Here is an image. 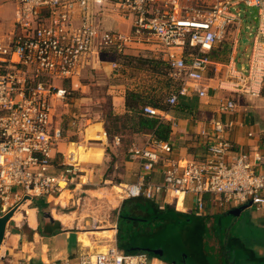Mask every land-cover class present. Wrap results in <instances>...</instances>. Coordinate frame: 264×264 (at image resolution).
Here are the masks:
<instances>
[{
  "label": "built area",
  "instance_id": "built-area-1",
  "mask_svg": "<svg viewBox=\"0 0 264 264\" xmlns=\"http://www.w3.org/2000/svg\"><path fill=\"white\" fill-rule=\"evenodd\" d=\"M4 2L17 7L11 37L0 40V217L13 212L8 226L16 222L14 215L23 204L59 197L74 182L75 165L66 163L60 171L54 165L63 138L62 130L54 126L56 103L71 94L58 83L78 76L100 53L118 57L149 53L161 59L175 84L166 99L170 108L183 97L209 98L210 69L221 77L219 89L237 95L220 98L210 128L197 133L203 156L174 157L173 144L153 132L132 144L128 156L140 170L133 182L121 186L117 194L121 202L145 200L160 211L191 212L201 218L208 214V204L213 212L245 205L264 210V154L253 156L235 146L228 137L235 122L222 118L237 110L241 95L262 94L264 0H0ZM241 5L257 9L256 28H250L246 37L251 43L248 63L237 58ZM108 6L130 22L129 31L104 26ZM234 28L230 60L220 62L215 53ZM141 110L160 121H166L170 112L152 105ZM156 172L161 181L152 179ZM108 211L90 217L92 224L86 229H115L111 238L104 239L105 251H82L75 259L41 263L25 259L20 264H172L120 248L117 222L112 208ZM0 264H11L9 256L0 253Z\"/></svg>",
  "mask_w": 264,
  "mask_h": 264
},
{
  "label": "rangeland",
  "instance_id": "rangeland-1",
  "mask_svg": "<svg viewBox=\"0 0 264 264\" xmlns=\"http://www.w3.org/2000/svg\"><path fill=\"white\" fill-rule=\"evenodd\" d=\"M240 7L242 40L238 44L237 58L241 63H248L251 43L244 40L247 39L250 28H256V23L251 18L252 10L244 5ZM16 9L14 3H0V40L11 37ZM103 21L110 29L123 31L130 29V26L114 11L104 17ZM235 32L236 29H232L229 38L222 44L221 50L215 54L218 61L229 62ZM160 60L149 53L133 52L128 58L100 53L87 61V66L81 69L78 76L79 81L64 83L71 94L66 101L56 106L55 122L61 124L65 137H68L67 141L82 143L79 138L68 133L71 130L69 123L74 117L78 120H90V123L103 122L105 127L109 128V143L105 146L107 160L105 159L99 180L95 181L96 190L112 189L121 181L119 172L116 173L119 169L113 166L119 165L125 158L127 149L133 142H130L132 131L125 117L119 120L113 118L108 120L107 116L110 112L120 116L127 113V109L125 114H117L115 111L123 103L124 96L126 100L127 91L141 93L144 103L139 109H142L145 104L156 102L176 116L184 114L182 109L183 103L186 102L184 99L180 98L179 104L172 108L166 104L170 89L175 87V84L167 75V65L164 62L156 64ZM113 62H116L119 68L115 69ZM207 76L210 78L214 75L209 73ZM117 137L121 139V142L115 147L113 141ZM55 166H58L57 163ZM113 195L114 198L116 197L115 200L120 201L117 194ZM41 200L42 198L37 199V202ZM103 200L109 202V196L106 195V199ZM109 204L105 207L113 210L111 214L113 219L117 220V240L120 248L124 250L133 246L161 249L163 257L160 259L172 264H264V228L252 227L246 220V215H243L241 221L235 224L233 219L236 216L227 215L226 219L229 220H225L224 230L220 231L218 225L215 227L205 217L186 219L173 213L172 210L160 211L154 203L145 200H127L119 214L115 212L116 208H113L111 202ZM101 205L102 201L96 205L97 207L81 205L76 208L75 212L80 213L78 217L81 218L84 230L92 224L90 217H101L100 213L103 211ZM216 215L213 218H220L218 214ZM25 217L26 213L20 221L21 227L14 223L9 224L8 227L9 232L15 237L9 236L7 243L3 244L2 252L6 248H12L13 251L10 253L13 255L9 256L12 260L14 256L18 257L21 254L24 257L31 253L30 243L34 242L33 233ZM39 218H44V212L39 214ZM77 230L79 231L78 228ZM14 238L16 242H13ZM45 241H49L48 237ZM95 242L93 249L105 245L101 238H96ZM13 243L16 245L14 246ZM56 244L58 248L65 246L64 236H58Z\"/></svg>",
  "mask_w": 264,
  "mask_h": 264
},
{
  "label": "crops",
  "instance_id": "crops-1",
  "mask_svg": "<svg viewBox=\"0 0 264 264\" xmlns=\"http://www.w3.org/2000/svg\"><path fill=\"white\" fill-rule=\"evenodd\" d=\"M112 12L113 10L111 6H108L104 11L105 17L107 15L109 16ZM124 22L128 25L130 23L129 21ZM104 26L109 28L106 22H104ZM222 47L223 46L221 45L219 50H221ZM209 73L214 75L208 78V81L206 82L209 91V98L199 99L197 96L183 97L181 99H184V101H186L185 103L197 101L195 109H185L183 112L184 114L180 116H176L171 112L167 114L168 117H166V121L171 123L169 141L174 146V157L186 158L190 156H203L205 149L198 141L196 137L197 133L202 129L210 128L209 121L211 117L215 115L214 113L217 108V102L220 98H232L237 96L228 90L219 89L220 75L212 69L209 70L208 74ZM78 76L74 77L72 80H65L58 84L65 87V82L74 83L75 81H79ZM123 100V103L119 105L118 109H115L117 114H125L126 112L125 96L123 97ZM58 104L62 103L57 102L56 106ZM222 118L232 119L235 122L233 130L228 136L235 146L243 151L251 152L253 156L256 155V153L264 154V88L261 96L258 98H248L241 95L238 99L237 110L234 113L223 115ZM89 121L90 120L87 119L78 120L75 117L71 119V122L69 123L71 130H69L68 133L72 134L75 138H79L82 143L69 142L67 141L68 137H65L64 135L61 124L55 122L54 113V126L59 127L62 130L63 136L56 149L54 165L57 163L58 166H55V169L56 171H60L63 169L64 164L68 163L75 165L77 174L76 177H74V182L70 183L63 191V193L67 194L66 196H62V193L59 197L36 198L23 204L21 209L15 213L14 220H16V222H14V225L19 227H21L20 221L22 217L24 218V213H26L25 220L27 221L29 229L33 233L34 242L30 243L32 248L29 256L26 255L22 257L20 254L18 257L14 256L15 258L13 260L9 257L11 264H20V261L25 259H33L34 262L38 263L64 260L68 258L75 259L80 252L89 251V248H91L90 251H99V249H93V244L96 243V238H101V241H104V239L109 238L102 237L103 234L112 232V235H110L111 238L116 232L115 229H110L112 227H104L100 230L93 231L83 230V223L80 221L81 218L78 217L80 213H78V211L75 212L76 208L81 205L96 206L102 201V213L104 212L106 214L109 213V207L107 208L105 206L111 202L113 208H116L115 212L117 211L119 214V211L125 207L126 201L121 202L115 200L116 197L114 198L113 194H119L122 185L133 182L136 179L140 167L137 162L130 160L127 149L125 158L119 163L120 168L118 164L113 166L117 170L119 169L116 173L119 172V178L121 179L119 182L120 186L115 185L112 189L100 188L99 190H96L95 186L97 184L95 181L99 180L105 159L107 160L105 146L109 143V135L103 122L90 123ZM174 123L176 124V127H173ZM130 135V142L133 141L132 144H134L141 143L144 140L146 133L131 132ZM113 144L115 147L120 145V143H117L116 139L113 141ZM152 179L157 182L161 181L162 175L159 172H156ZM98 193L103 194L99 195ZM106 195L109 196V202L103 200L106 199ZM41 198L42 200L37 202V199ZM208 208L209 211L208 214L205 215V218L208 219L209 223L214 224L215 227L218 225L219 230L223 231L225 220H229L226 219V216L229 215V211H231L232 208L221 212H213V210L210 209V204H208ZM193 209L194 206L189 208V210ZM41 212H44V218H39ZM185 214L195 216L191 212ZM216 214H218L220 218H213L217 216ZM243 215L247 216L245 218L250 222L252 227L264 228V210H259L255 206H249L239 215H236V218L233 219L234 224L240 222ZM10 235L15 237V235L9 232L6 234L4 243H7V239ZM60 235L64 236L66 240L65 246L62 248H58L56 244V238ZM46 237L49 239L48 242L45 241ZM91 239L92 245L89 246L86 241ZM14 240L15 238L13 239V242H16ZM13 245L15 246L16 244L13 243ZM38 245L40 246L38 247ZM103 246H106V242ZM10 251H13V249L6 248L4 254L8 256L13 255ZM0 253H2V248Z\"/></svg>",
  "mask_w": 264,
  "mask_h": 264
},
{
  "label": "trees",
  "instance_id": "trees-1",
  "mask_svg": "<svg viewBox=\"0 0 264 264\" xmlns=\"http://www.w3.org/2000/svg\"><path fill=\"white\" fill-rule=\"evenodd\" d=\"M124 57H129V55L124 56ZM160 60V59H159ZM163 61L160 60L156 64L162 63ZM143 97L140 92L138 91H127L126 95V109L127 113L124 116L116 115L112 112L109 113L107 116L108 120L110 118H113L114 120H119L121 117H125L126 121L130 125V130L134 133H155L157 138L168 141L171 133V123L167 121H160L159 119L156 118H150L142 113V110L139 109V107L143 104ZM152 105L153 107L159 108L161 110H167L164 109L162 106L157 104L156 102H151L149 104L145 105ZM184 107L182 108L183 110L185 109H190L193 110L196 107L197 101H192L190 103H183ZM144 105V106H145ZM107 133L109 135V128H107ZM167 210H172L173 213L182 216L184 218L192 219L195 216L188 215L179 211H175L173 209H167ZM197 218V217H195ZM42 233V232H41ZM157 257V256H155Z\"/></svg>",
  "mask_w": 264,
  "mask_h": 264
},
{
  "label": "water",
  "instance_id": "water-1",
  "mask_svg": "<svg viewBox=\"0 0 264 264\" xmlns=\"http://www.w3.org/2000/svg\"><path fill=\"white\" fill-rule=\"evenodd\" d=\"M256 14H257V9H252V14L251 17L253 19V21L255 23H257V18H256ZM246 41V40H244ZM251 205H245V206H240V207H236L233 208L231 211H229L230 215H239L243 210H245L247 207H249ZM13 216V212H10L9 214L0 217V252H1V248L3 246V243L5 241V237H6V230L8 227V223L10 221V218ZM138 250H147V251H153L151 249H145V248H137ZM134 249H131V251L128 252H132ZM153 253L157 256V257H162L163 255V251H153Z\"/></svg>",
  "mask_w": 264,
  "mask_h": 264
},
{
  "label": "bare ground",
  "instance_id": "bare-ground-1",
  "mask_svg": "<svg viewBox=\"0 0 264 264\" xmlns=\"http://www.w3.org/2000/svg\"><path fill=\"white\" fill-rule=\"evenodd\" d=\"M66 195H67L66 193H63L62 194V196H66ZM178 209H182V201H179V203H178ZM110 235H112V232L105 233V234L102 235V237L110 238ZM86 242H87V245H89V246L92 245V239L91 240H88ZM45 249H46V247H45ZM98 249H99L100 252H103V251H105L106 248L103 246V247H99ZM2 253H4V252H2Z\"/></svg>",
  "mask_w": 264,
  "mask_h": 264
},
{
  "label": "flooded vegetation",
  "instance_id": "flooded-vegetation-1",
  "mask_svg": "<svg viewBox=\"0 0 264 264\" xmlns=\"http://www.w3.org/2000/svg\"><path fill=\"white\" fill-rule=\"evenodd\" d=\"M140 248H142V247H140ZM131 249H134L132 252H144V253H147L148 255H150V256H156L154 253H153V251H160L161 249H159V250H157V249H151V250H153V251H147V250H138L137 249V247H129L128 249H126L127 251H131ZM145 249H150V248H145ZM163 257V256H162ZM158 258H160V257H158Z\"/></svg>",
  "mask_w": 264,
  "mask_h": 264
}]
</instances>
